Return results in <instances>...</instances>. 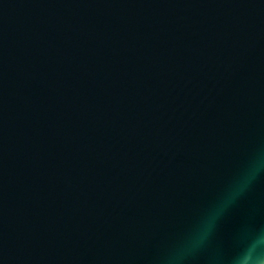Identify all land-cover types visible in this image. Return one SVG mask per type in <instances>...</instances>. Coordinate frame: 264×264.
Segmentation results:
<instances>
[{
  "label": "water",
  "instance_id": "water-1",
  "mask_svg": "<svg viewBox=\"0 0 264 264\" xmlns=\"http://www.w3.org/2000/svg\"><path fill=\"white\" fill-rule=\"evenodd\" d=\"M261 146L264 0H0V264H165Z\"/></svg>",
  "mask_w": 264,
  "mask_h": 264
},
{
  "label": "clouds",
  "instance_id": "clouds-1",
  "mask_svg": "<svg viewBox=\"0 0 264 264\" xmlns=\"http://www.w3.org/2000/svg\"><path fill=\"white\" fill-rule=\"evenodd\" d=\"M264 176V146L257 149L220 197L181 236L165 257V264H185L200 252H208L209 264H264V226L245 225L234 238L231 254L225 259L211 241L221 217Z\"/></svg>",
  "mask_w": 264,
  "mask_h": 264
}]
</instances>
